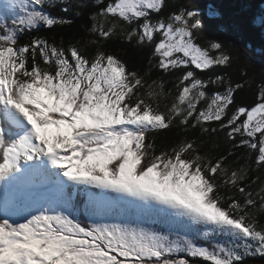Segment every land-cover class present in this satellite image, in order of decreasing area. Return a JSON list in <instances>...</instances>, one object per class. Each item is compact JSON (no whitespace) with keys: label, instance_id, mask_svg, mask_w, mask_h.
Returning a JSON list of instances; mask_svg holds the SVG:
<instances>
[{"label":"snow or ice","instance_id":"1","mask_svg":"<svg viewBox=\"0 0 264 264\" xmlns=\"http://www.w3.org/2000/svg\"><path fill=\"white\" fill-rule=\"evenodd\" d=\"M92 2L89 56L38 35L20 43L72 24V0H0V264H243L264 256V182L254 189L250 169L229 163L233 149H246L264 168V88L252 106L230 111L242 85L201 78L231 57L220 43H196L195 9L164 17L166 0ZM56 8L66 15L54 16ZM117 35L148 46L160 73H179L175 94L101 49ZM173 124L221 131L231 148L213 158L184 139L155 154L147 134ZM144 215L162 218L169 232L142 226Z\"/></svg>","mask_w":264,"mask_h":264},{"label":"trees","instance_id":"2","mask_svg":"<svg viewBox=\"0 0 264 264\" xmlns=\"http://www.w3.org/2000/svg\"><path fill=\"white\" fill-rule=\"evenodd\" d=\"M77 4H81L77 8ZM180 8L195 9L200 14L202 29L196 35V43L206 46L209 42L220 43L223 51L230 55V64L225 67H215L209 73L199 74L201 78L217 75L230 78L233 84L240 83L242 87L238 89L234 96V105L252 106L256 101L257 93L264 88V28L259 26V19L264 12V0H166V6L161 13L166 17L170 12ZM213 8L217 15L210 18L206 15L207 10ZM54 16H65L59 8L49 9ZM97 9L93 6L92 0H72V10L66 18L73 20L70 25L55 26L51 29L41 28L40 31L25 34L21 37L20 43L29 41L32 36L38 35L46 39L49 43H54L58 47L68 48L78 47L84 54L91 55L94 48L88 46V41L92 36L88 32L90 21L89 13ZM80 14L77 15L76 13ZM256 17V22L253 18ZM101 49L108 54H112L124 61L130 70L138 72L144 76L145 72L150 74L145 77L151 81L163 80L165 89H170L175 94V83L179 73L164 75L151 67L149 63L150 48L148 46H138L133 43L124 42L120 36H113L107 41L101 42ZM222 89L209 88L208 91ZM163 110V102L161 103ZM209 127H218L216 124ZM148 142L154 146L155 154L161 151H170L179 141L184 139L193 140L201 154H208L213 158L226 154L231 148V144L221 131L202 134L200 129H185L178 124H173L168 130L150 132L147 134ZM234 155L229 157L230 167L238 168L247 166L249 177L257 179V184L252 187L256 189L261 182H264V168H257L253 156L254 153L246 149H233ZM225 196L228 190H220ZM235 195L238 196V193ZM85 201L76 202L80 209L84 207ZM142 226L151 230L167 234L170 225L162 218L154 215H144L139 218ZM259 224H264V213L257 215ZM182 234V233H181ZM204 243L203 240L197 241ZM193 264H203L202 260H191ZM243 264H264V256L247 257Z\"/></svg>","mask_w":264,"mask_h":264},{"label":"rangeland","instance_id":"3","mask_svg":"<svg viewBox=\"0 0 264 264\" xmlns=\"http://www.w3.org/2000/svg\"><path fill=\"white\" fill-rule=\"evenodd\" d=\"M188 259H189V260H193V259H192V258H190V257H189ZM194 261H195V260H194ZM191 264H193V263H192V261H191Z\"/></svg>","mask_w":264,"mask_h":264}]
</instances>
